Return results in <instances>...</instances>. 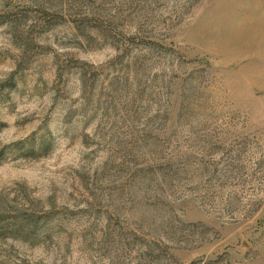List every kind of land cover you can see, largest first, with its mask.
<instances>
[{
    "label": "rangeland",
    "instance_id": "obj_1",
    "mask_svg": "<svg viewBox=\"0 0 264 264\" xmlns=\"http://www.w3.org/2000/svg\"><path fill=\"white\" fill-rule=\"evenodd\" d=\"M0 264H264V0H0Z\"/></svg>",
    "mask_w": 264,
    "mask_h": 264
}]
</instances>
